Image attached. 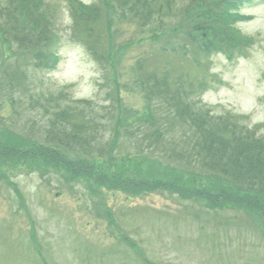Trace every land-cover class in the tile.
<instances>
[{
  "label": "rangeland",
  "instance_id": "rangeland-1",
  "mask_svg": "<svg viewBox=\"0 0 264 264\" xmlns=\"http://www.w3.org/2000/svg\"><path fill=\"white\" fill-rule=\"evenodd\" d=\"M34 1L54 35L43 68L5 35L0 16V264H264V195L143 153L108 123L111 114L120 124L149 115L160 99L141 85L156 74L197 109L241 116L264 140V0L239 7L249 19L228 27L216 16L226 0H163L166 10L144 22L153 0H138L132 18L120 0H0L26 42L43 30L28 10ZM227 28L247 47L215 50ZM13 75L26 89L7 84ZM67 86L70 101L97 107L110 154L45 153L41 104Z\"/></svg>",
  "mask_w": 264,
  "mask_h": 264
},
{
  "label": "trees",
  "instance_id": "trees-1",
  "mask_svg": "<svg viewBox=\"0 0 264 264\" xmlns=\"http://www.w3.org/2000/svg\"><path fill=\"white\" fill-rule=\"evenodd\" d=\"M153 1L157 12H153V9H151L150 12H146L147 15L143 16L141 21L144 22L151 18L153 14H162L166 10L163 0ZM254 1L257 0H226L225 7H221L222 11L217 13L216 16L224 21L226 27H228V24L229 26L232 25L231 22L234 23L238 19H249L244 14L238 13V9L242 5ZM120 2L125 9L128 8L125 11L127 15L130 14L131 18L137 16L138 12L136 10L132 12L131 9L139 2L138 0H120ZM145 4L147 6V2ZM1 7L0 16L4 18V21L6 20L4 26L2 25V29L6 32L5 35L15 38L18 44L23 45V50L33 57L31 64L43 68L49 56H54L47 53L54 35H52L53 30L48 26L49 23L47 24L48 19L42 16L44 14L42 6L34 1L32 8L27 7L29 12H34L37 17L35 26L43 27L41 37L31 36L28 42L24 38L20 39L19 28H14L13 25H17V23L10 10L5 9L3 4H1ZM143 7L145 8V6ZM230 8H233L234 11L231 12ZM209 18L214 22L218 20H215L214 13ZM182 23L183 21L180 22V24ZM201 25L199 23L197 28H200ZM227 32L219 39L222 44L216 46L215 50H223L222 48L230 44H232L231 48L236 50L240 47H247L248 43L241 37V31L236 32L234 30L236 36L231 37L229 33L233 32L229 29ZM14 76L11 77L13 81L9 80L10 83L7 84H11L14 88L21 89L23 87L26 89V81L23 75L22 77L19 75ZM149 78L153 81L143 83L141 88L149 91L151 96H148V100L153 97L154 99H160V101L155 100L150 104L149 115L140 116L133 123L120 124L118 123L121 120L120 116L119 121H115L114 114H111L108 122L111 132L113 130L115 135H119L121 132L126 134L132 144L140 147L143 153L149 151L167 160H174L187 168L193 167L195 170L225 176L245 191L264 195V140L257 139L255 132L246 127L244 118L236 115H231L232 117L228 115L226 116L228 118L225 117L226 119L223 116L213 118L210 115L211 109H197L186 98L184 90H182L184 95L181 92L175 95L174 89L167 79L159 78L156 74ZM25 79L27 80V77ZM68 88L70 87L67 86L60 90L55 96L49 95L46 98L45 105L38 100L35 101V104H41L44 115L49 117L45 122L47 124L46 133L45 138L42 140L45 146L42 147L46 149L45 153L48 152L50 154L49 158L52 157L56 161L62 160L61 154H63V151L73 152L79 157L88 158L103 157L108 153L110 154L113 149V142L99 134V122L96 119L99 114L96 110L97 107L87 100L70 101L66 97L68 94L66 89ZM9 102L11 104L15 102L13 95L9 98ZM178 129H181L182 134L174 135V131H178ZM69 168L75 169L78 167L69 162L67 169ZM161 186L163 184H158L155 187L158 189ZM261 208V210L259 209L260 214L264 217V205Z\"/></svg>",
  "mask_w": 264,
  "mask_h": 264
}]
</instances>
